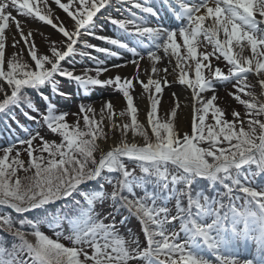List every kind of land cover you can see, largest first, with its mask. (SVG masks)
Wrapping results in <instances>:
<instances>
[{"label": "snow or ice", "instance_id": "1", "mask_svg": "<svg viewBox=\"0 0 264 264\" xmlns=\"http://www.w3.org/2000/svg\"><path fill=\"white\" fill-rule=\"evenodd\" d=\"M160 7L167 26L150 0H0V120L12 135L0 146V231L13 238H0V264H264V184L254 179L264 176V0H160ZM13 12L61 39L25 31ZM99 20L115 35L98 34ZM205 43L212 51L198 53ZM164 57L175 60L171 71L158 67ZM221 57L227 72L211 63ZM128 66L134 73L122 76ZM214 81H235L230 95L246 121L235 110L226 118ZM175 82L192 92L190 133L176 127V108L166 120L157 115L164 87ZM136 84L148 94L150 134L137 118ZM69 86L82 97L112 88L126 108L117 113L104 100L97 114L81 102L70 113L57 103L71 99ZM238 243H254L257 257L241 259Z\"/></svg>", "mask_w": 264, "mask_h": 264}, {"label": "rangeland", "instance_id": "2", "mask_svg": "<svg viewBox=\"0 0 264 264\" xmlns=\"http://www.w3.org/2000/svg\"><path fill=\"white\" fill-rule=\"evenodd\" d=\"M62 2H66V0H62ZM51 7H53L55 9V14L60 18V20H62L65 24L71 23L70 18H68L66 16V14L62 10H60L56 5L51 4ZM13 15H16L17 19L21 20V22L24 25L25 31L39 29L40 32H42V33H50L53 40L59 41L61 39V36L59 34H57L55 32V30L51 29L50 26L44 25L41 22H38V21L31 19V18H25V17L19 16L15 12H13ZM162 16L163 15L161 14V17ZM163 18L166 19L167 17L164 16ZM97 23L105 25L103 31L98 30V34H100V35H115V32L113 31V26H111L110 24H107L103 20H99V21H97ZM12 27L14 30V25ZM90 42L99 43L98 41H95V40H90ZM177 42L179 44H181V46H182L183 42L181 40H179V38L177 39ZM35 43L37 44V46L39 47V50L41 52L45 51V43H44L41 35H39V34L36 35ZM202 50L211 52L212 47H211V45H207L205 43V45L203 47H198V53ZM7 51L9 53H11L12 48L8 47ZM181 51L183 52L182 47H181ZM92 54L98 55L94 52ZM101 58H103L102 55H101ZM79 59H80L79 56H77V60H79ZM211 63L213 66H218L222 69V71L227 72L228 66L226 65V62L223 61L222 57L220 58L219 61H217L215 58H211ZM174 65H175L174 59L171 62H169V59L167 57H164L162 59V61L159 62L158 67L163 68V67L167 66L169 68V70L171 71L173 69ZM141 67H142V69H147V74H151V65L148 61H146V60L142 61ZM185 68H186V70H188L187 65H185ZM134 71H135L134 68L131 66L124 67V68L119 70L120 74L122 76H126V77L133 74ZM147 74H145L143 72L141 73V78L144 79L145 81L147 80ZM113 75H115V72L113 73ZM161 75H164V73H161ZM205 75H207V70H205ZM189 76L190 77L193 76L192 71H189ZM175 77H176L175 74H170V75L166 76V78L170 82L174 81ZM247 77H248V83L251 85L250 90L255 92L259 98L260 97V87H259V84L256 82L257 77L255 76L254 73L247 74ZM154 78H155V75H154ZM234 83H235V81H231V82L214 81L215 94L217 96L216 104L225 110L227 119H229V120L232 119L231 111L235 110L237 112H240L243 119L246 121L248 119V117L245 115L246 110H245L244 106L240 105L237 101H235L233 95H230V93H233V94L236 93V89L233 88ZM69 87L73 88L72 86H69ZM179 88L185 89V91L189 92L190 95H192L191 90L187 89V87L185 85H180L178 82L171 83L170 86L164 87L163 93L161 94V103H160V105H158L157 115L162 120H166L168 117V114L171 112V110L173 108H176L177 114L173 118L176 127H178L182 133L183 132L190 133L191 132L192 107H191L190 119L189 118L186 119L185 126L182 128V125L179 124L180 123L179 114L181 112L180 111V105L183 102V100L180 98V95H179ZM173 92L177 93L176 98H173V96H172ZM139 93H142V88L139 84H136L134 90L132 91V95L134 96V104L138 107L137 118L142 124L145 125L146 130L150 134L151 129L147 128L148 94L145 93L144 95L140 96ZM239 94L241 95V98H246L243 93H239ZM90 95H91L90 100L87 103L92 104L93 108L96 109L97 114L99 113L100 108L102 106V101H104V100H110L114 106L115 112H117V113L126 108V102L123 100L122 95L119 94L118 92L114 91L112 88H97L96 90L91 92ZM202 95L205 97H210L212 95V92L209 91V92L203 93ZM139 97L145 99L146 104H147L145 109H143L140 106L141 102H140ZM77 101H78L77 99H72V102L67 100V101H65V104H63L62 106L60 104L59 105L62 109L67 110L70 113H76L79 111V109L75 105ZM177 105H179V106L177 107ZM191 105H192V102H191ZM97 118H98V116H97ZM75 119L76 118L73 115H69L67 117V120L69 123L75 122ZM261 119H264V117H261ZM114 120H116V122H118V123L128 122L127 117L120 118V117L116 116V117H114ZM21 122L24 123L25 121H23V119H22ZM206 122H212L210 119V116ZM81 126H82V121H81ZM106 131H107V129H106ZM44 134L46 136H48L49 139L58 140V137H56L55 135H48L47 133H44ZM21 135H22V133H21ZM109 136H112L111 132H109ZM118 137H119V133L116 132L115 139H117V141H118ZM132 139L133 138L131 136V133L129 132V140L131 141ZM135 140L137 142H140L142 140V138L136 137ZM110 143H111V140L108 142V144H110ZM108 144H105L106 149L108 147ZM21 158L24 160H27L26 153L22 152ZM137 171L139 174V170H137ZM20 174L23 175V173H20ZM117 218L119 219V217H117ZM129 227L137 233L140 232V226L138 225V223L136 222V220L134 218L130 219ZM42 230L46 234H48L50 237L55 238L53 235V231L51 229H49L47 225H43ZM1 232H0V238L5 239L7 236H9V235H6L3 232L2 233ZM140 238H141V240H143L142 236ZM62 242H64L67 246L66 241H62ZM233 252L235 254H237L241 259H252V258H256L258 255L257 248H256V245L254 243H248L247 245H245L244 243H238L233 248ZM209 258H212V257L210 256Z\"/></svg>", "mask_w": 264, "mask_h": 264}, {"label": "bare ground", "instance_id": "3", "mask_svg": "<svg viewBox=\"0 0 264 264\" xmlns=\"http://www.w3.org/2000/svg\"><path fill=\"white\" fill-rule=\"evenodd\" d=\"M160 3V2H159ZM172 74H177L175 72H173ZM181 87V86H180ZM141 93H139L140 95ZM179 95H180V98L183 100V102L181 103L180 105V114H179V120H180V125H182V128L185 126V121L187 118L190 119V113H191V95L189 92L185 91V89H181L179 88ZM141 96V95H140ZM140 106L145 109L146 108V101L144 98H140ZM189 121V120H188Z\"/></svg>", "mask_w": 264, "mask_h": 264}, {"label": "trees", "instance_id": "4", "mask_svg": "<svg viewBox=\"0 0 264 264\" xmlns=\"http://www.w3.org/2000/svg\"><path fill=\"white\" fill-rule=\"evenodd\" d=\"M9 123H12L11 121H9ZM5 131H7V128L4 126V124H3V121L2 120H0V138L1 139H5ZM8 134V133H7ZM137 174H138V171H137ZM255 179V182L257 183L258 182V184H259V182L261 181V182H263V179H264V176H261V177H256V178H254ZM5 211H8V212H11V210L10 209H6ZM13 215H15V214H13ZM30 216H36L37 215V213H31V214H29ZM1 232V231H0ZM2 233V232H1ZM2 235V234H1ZM10 236V235H9ZM7 236L6 238H5V240H7L8 241V243L9 244H11L12 242H13V238L10 236Z\"/></svg>", "mask_w": 264, "mask_h": 264}]
</instances>
